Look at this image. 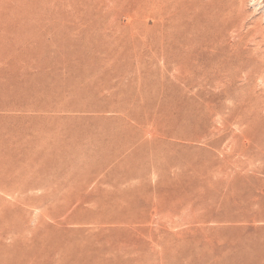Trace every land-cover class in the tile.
Wrapping results in <instances>:
<instances>
[{
	"label": "rangeland",
	"instance_id": "374dc122",
	"mask_svg": "<svg viewBox=\"0 0 264 264\" xmlns=\"http://www.w3.org/2000/svg\"><path fill=\"white\" fill-rule=\"evenodd\" d=\"M127 3L0 0V264H264V0Z\"/></svg>",
	"mask_w": 264,
	"mask_h": 264
},
{
	"label": "bare ground",
	"instance_id": "6f19581e",
	"mask_svg": "<svg viewBox=\"0 0 264 264\" xmlns=\"http://www.w3.org/2000/svg\"><path fill=\"white\" fill-rule=\"evenodd\" d=\"M124 1V0H123ZM126 1V0H125ZM128 1V3L127 4H129V8H127L126 6V9H129L128 10V16L131 18L132 17V15H135L136 16V14H137V6H139V1L140 0H127ZM150 1V0H149ZM175 1V0H174ZM152 2V1H151ZM123 4V3H122ZM143 4V3H142ZM141 4V5H142ZM148 4V3H147ZM146 4V5H147ZM126 5V4H125ZM123 6V5H122ZM145 6V5H144ZM170 6H171V4H170ZM124 7V8H125ZM147 7V6H146ZM149 7V6H148ZM169 7V6H168ZM120 8V7H119ZM171 8V7H170ZM164 9V8H163ZM162 9V10H163ZM174 9H175V11H174V15H173V17L176 19V20H180L179 21V26H186V25H190L191 23H192V25L194 24V25H205V23L206 24H211V25H214L217 21H216V17L215 16H211V15H209L208 13H206L204 16H202V14H200V13H198L196 10H194L193 8H192V6H190V5H187V4H184L182 7H180V6H178V7H176V5H174ZM139 10V9H138ZM140 12H142V11H140ZM139 13V12H138ZM115 15V14H114ZM163 15V14H162ZM116 16V15H115ZM138 16V15H137ZM136 16V17H137ZM168 16V15H167ZM196 16H201V17H203L201 20H202V22L201 23H199L201 20H196ZM113 17V16H112ZM137 20V19H136ZM165 21V20H164ZM171 22H173V21H171ZM199 23V24H198ZM238 22H236V24H237ZM244 23V22H243ZM242 23V24H243ZM133 24H135V23H133ZM137 24V23H136ZM235 24V25H236ZM164 25H165V23H164ZM258 25V24H257ZM139 26V25H138ZM166 26V25H165ZM241 26V24H239V27ZM243 26V25H242ZM134 27V26H133ZM136 27V26H135ZM255 27V26H254ZM258 27V26H257ZM256 28V27H255ZM262 28V27H261ZM182 28L181 27H179L178 28V30L177 31H179V30H181ZM175 30V29H174ZM204 29H202V28H200V30H199V34L201 33L202 34V32H204L203 31ZM263 30H264V28H263ZM176 31V32H177ZM263 32V31H262ZM264 33V32H263ZM241 35H243V34H241ZM245 35V34H244ZM240 38V37H239ZM194 39H191V40H188V41H186L185 42V46H189L190 45V43L193 41ZM213 39H210L209 40V43H210V41H212ZM190 42V43H189ZM239 43V42H238ZM212 44V43H211ZM213 45H214V43H213ZM262 46V45H261ZM260 46V47H261ZM191 48V47H190ZM233 50V49H232ZM257 50V49H256ZM258 51H264V49H263V47L261 48V50H259V47H258ZM258 54H259V52H258ZM262 54H264V53H262ZM261 54V55H262ZM260 57V56H259ZM264 58V57H263ZM262 58V59H263ZM256 59V58H255ZM257 60H259V59H257ZM219 62V61H218ZM254 62L255 61H253V64H254ZM257 62H259V61H257ZM262 62V61H261ZM225 63V62H224ZM223 63V64H224ZM239 63V62H238ZM221 64V63H220ZM258 64H260V63H258ZM218 65V64H217ZM264 65V64H263ZM251 66V65H250ZM242 67V66H241ZM245 67V66H244ZM260 67V66H259ZM248 68V67H247ZM262 68V67H261ZM249 70V69H248ZM254 70V69H253ZM263 70V69H262ZM261 71V69H259V72ZM256 73V72H255ZM262 73V72H261ZM218 74V73H217ZM225 75V74H224ZM239 75V74H238ZM255 75V74H254ZM259 75V73L257 74V76ZM226 76H228V77H231V79L232 78H235L236 77V75L235 74H229V72H227V75ZM241 77L243 76L242 74L240 75ZM224 77V76H223ZM239 77V76H238ZM241 77H239V78H241ZM259 77V76H258ZM263 77V76H262ZM239 78H237L238 80H239ZM244 78V77H243ZM250 78H252V77H250ZM227 80V79H226Z\"/></svg>",
	"mask_w": 264,
	"mask_h": 264
}]
</instances>
